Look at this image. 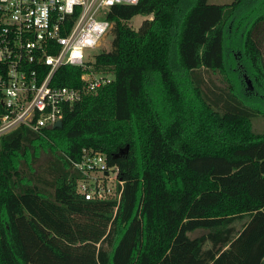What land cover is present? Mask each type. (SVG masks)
Instances as JSON below:
<instances>
[{"label":"trees","instance_id":"16d2710c","mask_svg":"<svg viewBox=\"0 0 264 264\" xmlns=\"http://www.w3.org/2000/svg\"><path fill=\"white\" fill-rule=\"evenodd\" d=\"M107 19L110 46L88 63L113 80L61 127L0 135V264H264V131L251 124L264 0H137ZM80 72L63 65L52 83L81 86ZM83 150L118 166L119 199L77 192Z\"/></svg>","mask_w":264,"mask_h":264},{"label":"built area","instance_id":"2783aa9c","mask_svg":"<svg viewBox=\"0 0 264 264\" xmlns=\"http://www.w3.org/2000/svg\"><path fill=\"white\" fill-rule=\"evenodd\" d=\"M136 1L0 0V135L19 126L41 133L62 120L65 107L71 110L85 94L110 83L111 73L88 62L109 37L110 8ZM63 65L81 68V86L52 83ZM70 160L82 175L76 188L85 199H119L118 166L102 153L83 150L80 159Z\"/></svg>","mask_w":264,"mask_h":264},{"label":"rangeland","instance_id":"374dc122","mask_svg":"<svg viewBox=\"0 0 264 264\" xmlns=\"http://www.w3.org/2000/svg\"><path fill=\"white\" fill-rule=\"evenodd\" d=\"M230 1L231 0H208V2H210V3H228ZM143 19H144L143 16H140V15L134 16L130 20L131 26L134 27V28H137L140 25V23L142 22ZM101 45L104 48H106V49L109 48L110 40H109L108 35L103 39V43H101ZM94 51H96V50H93V53H94ZM204 75H205L206 78H208V76H211L212 79L216 81V83H221L220 82V78H219V76L216 73L209 72L208 74L204 73ZM251 124H252V127H253V129L255 131H257V132L264 131V116L252 117ZM43 156H45V155L43 153H41L40 154V158H42Z\"/></svg>","mask_w":264,"mask_h":264},{"label":"water","instance_id":"95a60500","mask_svg":"<svg viewBox=\"0 0 264 264\" xmlns=\"http://www.w3.org/2000/svg\"><path fill=\"white\" fill-rule=\"evenodd\" d=\"M62 120H57L53 125H48L47 128L61 127ZM124 150H127V146H125ZM122 152V150H120Z\"/></svg>","mask_w":264,"mask_h":264},{"label":"clouds","instance_id":"9594fccd","mask_svg":"<svg viewBox=\"0 0 264 264\" xmlns=\"http://www.w3.org/2000/svg\"><path fill=\"white\" fill-rule=\"evenodd\" d=\"M109 2H111V0H109Z\"/></svg>","mask_w":264,"mask_h":264}]
</instances>
